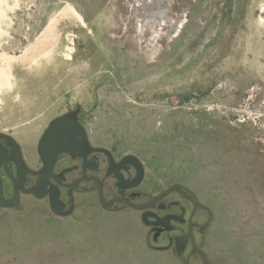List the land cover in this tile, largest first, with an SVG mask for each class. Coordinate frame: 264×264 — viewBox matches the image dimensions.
I'll return each instance as SVG.
<instances>
[{"label": "rangeland", "instance_id": "obj_1", "mask_svg": "<svg viewBox=\"0 0 264 264\" xmlns=\"http://www.w3.org/2000/svg\"><path fill=\"white\" fill-rule=\"evenodd\" d=\"M73 111L92 146L140 161L143 192L181 185L211 210L212 264H264V0H0V134L36 168ZM74 203L0 209V264H176L131 210Z\"/></svg>", "mask_w": 264, "mask_h": 264}, {"label": "flooded vegetation", "instance_id": "obj_2", "mask_svg": "<svg viewBox=\"0 0 264 264\" xmlns=\"http://www.w3.org/2000/svg\"><path fill=\"white\" fill-rule=\"evenodd\" d=\"M73 112L76 113L77 122L83 128L88 148H83L82 151L75 149L72 155L62 153L57 156L52 169L56 180L48 179L44 191L45 197L42 198L47 201L48 207L51 191L56 192V199L63 204L60 210L61 214H64L70 206H72L71 213L73 212L75 194L94 193L101 208L103 207L100 205L99 192H101L106 202L115 198L125 199L128 203L113 202L105 210L114 212L129 209L135 212L138 215V222L147 230V239L150 242L149 248L151 251L164 253L166 256L168 254L173 263H175L174 260L176 258L180 261V264H204L203 256L207 264H212L200 243L211 224L212 215L209 208L199 202L187 188L181 185L179 186L186 190L192 200L176 191L166 193L170 186L155 195L146 194L140 189L144 170L140 181L135 183L137 169L132 164L124 165L123 168L118 169L117 177L114 171L110 170V161L113 162V165H117L123 158L117 160L106 149L92 146L89 143L84 126L79 121L78 111ZM74 140L79 144L81 142V138L78 135L74 136ZM15 143L17 144V142ZM17 146L26 168L32 173L39 172L42 168V162L37 151L38 144L36 146L38 168H31L26 164L20 146L18 144ZM3 148L5 150V158H12L11 149L8 147ZM95 150H104L109 156ZM81 155L84 157H81ZM3 165L11 173L13 180L7 177ZM16 172L17 169L13 162L0 160V185L3 198L6 200L10 199L13 194V186H16L19 191V204L22 196H30L37 199L34 195L24 193L19 186L21 185L23 189L31 188L37 183L39 177L26 173L18 178ZM7 188L10 190L9 194H7ZM164 193L166 194L163 197L151 203L155 197ZM148 203H151L150 207L141 211L133 207L143 206ZM53 214L58 216L56 213ZM189 229L194 240V246L188 236ZM180 242H182V245Z\"/></svg>", "mask_w": 264, "mask_h": 264}, {"label": "water", "instance_id": "obj_3", "mask_svg": "<svg viewBox=\"0 0 264 264\" xmlns=\"http://www.w3.org/2000/svg\"><path fill=\"white\" fill-rule=\"evenodd\" d=\"M75 135H78L81 138L80 144L74 140ZM0 141L2 144H4V146H2V144L0 143V160L3 159L5 161L13 162L16 166V169H17L16 174H17L18 178H20L21 176H23V174H26V173H31V174L37 175L39 177L37 183L31 188L23 189L21 185L19 186L20 189L24 193L34 195L37 199H42L45 197L44 191H45L46 183H48V179L52 178V179L56 180V177L53 176L52 169H53V165L56 161L57 156L62 154V153L72 155V153H74L73 150H75V149L82 151L83 148H88L85 133H84L81 125L77 122L75 112L69 113V114H66L62 117L54 119L53 121H51L49 123V125H48L46 131L44 132V134L42 135V137L38 143V147H37L38 155H39V158L42 162V168L37 173H32L31 171H29L26 168V166H25V164L21 158V154L19 153V148L11 137H9L7 135L0 134ZM3 147H8L11 149L12 158H10V159L5 158V150ZM91 151H93V150H91ZM95 151L102 152V153L108 155V153L104 150H95ZM81 157H84V156L81 155ZM127 164H132L137 169V177H136L135 183L139 182L140 179L142 178V175H143V166L140 163V161L133 156L124 157L120 161V163L117 165H113V162L110 161V170H113L115 175L117 176L118 175L117 170L120 168H123V166L127 165ZM3 166H4V168L6 167L5 165H3ZM5 171H6L7 177L9 179L13 180V176L11 175V173L6 168H5ZM19 180H21V179H19ZM172 191H176L179 194L183 195L184 197H187V198L192 200V198L190 196H188V193L186 192V190L183 189L179 185L170 186L166 193L172 192ZM166 193L155 197L151 201V203L159 200ZM55 194H56V192H54V191H51L49 194V207H50L51 212L56 213L58 216L69 215L72 211V206H70L69 209L64 214H61L60 210L62 209L63 204H61L56 199ZM99 200H100V205L104 209H108V206L111 205L113 202L128 203L127 200L121 199V198H115L109 202H106L103 199L101 192H99ZM151 203H148V204L143 205V206H133V207L135 209L141 211V210H144L146 208H149ZM18 205H19L18 188L16 186H13V194H12L11 198L6 200L3 198L2 189H1V185H0V209H2V210H13V209L17 208ZM209 219H210V217H209ZM188 236L191 239V244L194 246V240H193L190 229L188 232ZM180 243L182 245V242H180ZM202 260H203L204 264H207V262L203 256H202Z\"/></svg>", "mask_w": 264, "mask_h": 264}, {"label": "bare ground", "instance_id": "obj_4", "mask_svg": "<svg viewBox=\"0 0 264 264\" xmlns=\"http://www.w3.org/2000/svg\"><path fill=\"white\" fill-rule=\"evenodd\" d=\"M34 143H32L31 142V144H30V146L28 147V150H29V153H33V150H34ZM25 153H28V152H25ZM29 161H31V160H29ZM30 163V162H29ZM36 168H38L39 167V163L38 162H36ZM131 213H132V215L134 216V218H135V220L136 221H138V215L135 213V212H133V211H130ZM210 212H211V210H210ZM138 224V228H139V230L142 232V234H143V238H144V240H145V242H146V244L149 246L150 245V242H149V240L147 239V230L143 227V226H141L140 225V223L139 222H137ZM150 253H153V254H162V255H165L166 256V254H164V253H155V252H149V254ZM208 257V256H207ZM175 263L176 264H180V261L178 260V259H176L175 258Z\"/></svg>", "mask_w": 264, "mask_h": 264}]
</instances>
